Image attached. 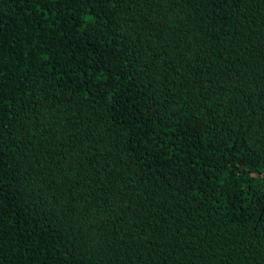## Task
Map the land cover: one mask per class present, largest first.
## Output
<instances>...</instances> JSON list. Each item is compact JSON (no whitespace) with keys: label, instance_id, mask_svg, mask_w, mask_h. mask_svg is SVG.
I'll return each mask as SVG.
<instances>
[{"label":"trees","instance_id":"16d2710c","mask_svg":"<svg viewBox=\"0 0 264 264\" xmlns=\"http://www.w3.org/2000/svg\"><path fill=\"white\" fill-rule=\"evenodd\" d=\"M0 264H264V0H0Z\"/></svg>","mask_w":264,"mask_h":264}]
</instances>
